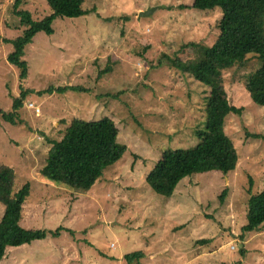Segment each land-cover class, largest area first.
<instances>
[{"label": "rangeland", "instance_id": "obj_1", "mask_svg": "<svg viewBox=\"0 0 264 264\" xmlns=\"http://www.w3.org/2000/svg\"><path fill=\"white\" fill-rule=\"evenodd\" d=\"M15 2L0 0V110L16 113L15 124L0 116V164L16 173L14 193L30 183L21 226L65 230L9 249L1 264H127L139 252L140 264H264V226L241 234L250 195L264 190V108L250 101L239 74L224 75L222 85L243 109L225 128L239 154L236 170L189 176L172 197L146 181L165 151L194 147L205 127L210 89L192 69L218 39L221 9L198 10L194 0H86L84 9L95 12L56 18L52 35H35L21 83L8 61L10 42L23 36L28 16L42 20L51 11L45 0ZM258 67L249 58L242 74ZM21 86L28 94L14 111ZM70 87L84 92L60 90ZM106 117L119 132L109 145L112 165L91 191L40 175L46 140L60 141L75 118ZM4 210L0 203V221Z\"/></svg>", "mask_w": 264, "mask_h": 264}, {"label": "trees", "instance_id": "obj_2", "mask_svg": "<svg viewBox=\"0 0 264 264\" xmlns=\"http://www.w3.org/2000/svg\"><path fill=\"white\" fill-rule=\"evenodd\" d=\"M22 0H16L17 8ZM51 13L42 20L28 16V28L23 36L10 42L14 51L8 61L20 72V82L28 77V64L24 60L26 48L32 44L37 33L53 34L52 22L56 18H79L89 15L92 10L84 9L86 0H45ZM181 8H185L182 6ZM193 8L213 10L220 8L222 18L219 22L220 34L216 43L205 50L203 59L192 69L194 80L210 89L206 98L207 121L205 127L196 131L197 144L190 148L170 149L146 177L147 183L157 194L172 197L176 188L185 178L209 171L224 174L235 171L239 163V154L235 143L229 139L225 128L230 115H242L243 109L231 105L229 96L223 88L224 75L230 72L241 76L249 99L256 106L264 108V0H194ZM18 15L25 14L20 11ZM255 58L259 67L245 72L246 62ZM84 92L80 88L60 89ZM53 89L45 93L51 94ZM21 100L14 101L13 109L21 108L28 94L21 86ZM0 116L6 122L16 123V113ZM118 128L109 119L86 121L73 119L65 129L60 141H47L50 149L40 175L47 181L78 192L86 193L93 189L112 165L109 145L117 138ZM257 139V135H254ZM16 173L13 168L0 164V203L4 205V214L0 221V264L6 258L8 250L44 241L49 235L60 237L65 230L58 227L54 231L25 229L21 226L23 208L31 192L30 183H26L14 193ZM251 183V179H249ZM225 190L221 198L225 197ZM264 226V190L250 195L247 204L246 224L242 227L245 235L259 232ZM208 241H200L204 245ZM144 254L134 253L125 257L127 264H140Z\"/></svg>", "mask_w": 264, "mask_h": 264}, {"label": "built area", "instance_id": "obj_3", "mask_svg": "<svg viewBox=\"0 0 264 264\" xmlns=\"http://www.w3.org/2000/svg\"><path fill=\"white\" fill-rule=\"evenodd\" d=\"M30 109L33 110L35 113H40V110L38 108L35 107V105L31 104L30 105Z\"/></svg>", "mask_w": 264, "mask_h": 264}, {"label": "water", "instance_id": "obj_4", "mask_svg": "<svg viewBox=\"0 0 264 264\" xmlns=\"http://www.w3.org/2000/svg\"><path fill=\"white\" fill-rule=\"evenodd\" d=\"M142 15H146V13H141Z\"/></svg>", "mask_w": 264, "mask_h": 264}]
</instances>
